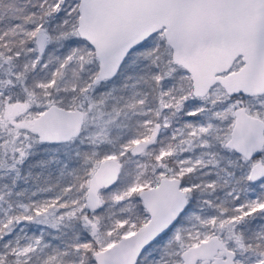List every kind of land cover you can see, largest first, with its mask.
<instances>
[{
  "label": "snow or ice",
  "instance_id": "1",
  "mask_svg": "<svg viewBox=\"0 0 264 264\" xmlns=\"http://www.w3.org/2000/svg\"><path fill=\"white\" fill-rule=\"evenodd\" d=\"M0 264H264V0H0Z\"/></svg>",
  "mask_w": 264,
  "mask_h": 264
}]
</instances>
